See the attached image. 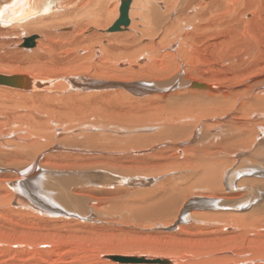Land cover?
I'll return each instance as SVG.
<instances>
[{"label":"bare ground","instance_id":"bare-ground-1","mask_svg":"<svg viewBox=\"0 0 264 264\" xmlns=\"http://www.w3.org/2000/svg\"><path fill=\"white\" fill-rule=\"evenodd\" d=\"M120 3L121 0H0V54L6 57H0V264H117L110 262L116 259V253L129 255L135 251L144 252L136 254L139 259H152L143 256L152 252L155 259L167 261L160 264L185 263L170 255L178 252L177 248L162 245L156 238L133 237L125 242L106 235L99 244H84L87 242H83L81 230H89L87 219L91 215L84 204L89 182L76 186V177L66 175L60 179L54 171L102 170L97 167L103 162L99 158H108L106 153L110 152L115 161L140 162L139 166H129L131 171L169 170L175 164L178 172L160 181H156L160 175L152 173L104 175L102 183L90 184L95 187L91 189L93 199L96 195L103 199L110 195L111 184L146 187L153 180L151 187L160 190L157 194L163 197L143 198V210L156 215V210L170 206L175 213L180 212L179 220L188 221L178 226L186 232L185 244L196 256L186 264H264V120L251 118L252 114L263 117L264 108L250 113L249 94L221 105L223 100L217 101L220 98L216 95L229 89L219 83L220 71L206 75V68L198 65L208 60L181 61L184 56L191 58L193 46H212L215 41L210 32L222 31L223 37L218 40H224V45L230 46L234 40L245 42L232 34L233 21L246 37H251L254 46L249 48L256 50L251 55L222 56L221 65L233 69L246 59H250L251 68L259 64L260 59L264 60V0H130L128 23L110 31L108 28L119 16ZM219 16L227 18L217 21ZM30 32L35 34L28 36ZM25 38H32L31 46L23 45ZM213 50L215 56L221 54ZM142 74H148L153 81H143L145 86H140L142 81L136 77ZM127 88L152 95L149 98L155 99V107L120 106L118 111L117 99L132 100L120 91ZM253 96L252 101L264 103V97ZM207 100L214 101L215 106L207 105L211 104ZM189 107H195L198 114ZM217 109L221 112L210 116L211 122L199 120L209 110ZM189 110L192 111L187 114ZM124 121L132 126H124ZM188 122L193 123L191 139L198 130L200 142L197 139V145L191 143L183 147L184 151L178 146L174 154L161 152L164 163L148 161L147 155H142L143 159L120 155L134 150L131 143H136V151H154L160 141L169 137L167 132H173L174 124L184 128ZM82 126L86 127L85 136L91 127L99 130L108 126L123 139L137 136L129 144L118 145L115 142L122 139L110 132L114 143L101 144L97 137V149L93 145L80 149L72 139L67 147L84 149L86 154L48 153L50 146L64 137L61 132L71 130L65 137L79 139L75 131ZM154 127L157 129L152 130ZM218 128L219 132L213 134ZM158 131L163 137L156 141L149 142L143 135ZM105 132L98 131L102 136ZM203 139L207 141L202 143ZM181 152L186 156L179 160ZM40 168L48 172L45 169L38 173ZM252 175L259 178L247 177ZM158 223L166 226L160 221L151 225ZM165 237L177 243L176 234Z\"/></svg>","mask_w":264,"mask_h":264},{"label":"rangeland","instance_id":"rangeland-1","mask_svg":"<svg viewBox=\"0 0 264 264\" xmlns=\"http://www.w3.org/2000/svg\"><path fill=\"white\" fill-rule=\"evenodd\" d=\"M254 11H256V9ZM226 18H227L226 16H224V17L219 16V18L217 19V21H219V20H225ZM230 26H231V29H232V32H233L232 34L235 35L236 38H241V39L245 40V42H242L241 40H239V42L237 43L236 40H234V41H231L230 42V44H231L230 46L224 45V43H223L224 40L223 41L222 40H218V37H220V36L223 37V32L222 31H218L215 34H212L210 32V34L214 37L215 43L213 45L210 44L212 46H209V45H206L205 46L204 44H199L198 46H193V47H195V49L191 53L192 54L191 55V58L189 59V56H184V57H182V60L181 61H183L184 63H188L192 59H200L201 61L203 60L205 62L208 60L207 61L208 63L206 62L207 64H205V65L199 64L198 67L200 69L206 68V70H205L206 75L213 74V72L215 70H217V71H215V73H217V72L220 71V75L218 73L219 83L227 86V88L229 89V90H223V92L221 90L222 93L220 92L221 93V94H219L220 96L218 94L216 95L217 96L216 98L217 99L220 98V99H218V100L216 99V100L217 101L223 100V104H221V105H227L230 102L233 103L234 102V99H238V96L241 97V96H245V95L249 94L250 96L248 98H250L249 101L251 103L249 104L250 107H249V110L248 111H250V113L251 112L258 111L257 113H259L261 111L260 109L261 108H264V103H256V100H254V101H252V100L254 99V96L253 95H255V96L259 97V98L260 97L261 98L264 97V87H261V86L264 85V60L263 59H260L258 61L259 64H257L258 66L257 65H254V67H253L254 69L250 67V66H253L252 63L249 62L250 59H246V62L244 63L245 65L244 64L241 65L242 67L238 65L237 66L238 68L235 67V68L232 69L229 66L221 65L222 63H220V62L222 61V56L224 57L226 55H239V54H249V55H251L252 52H254L256 50V47H254L253 49L252 48H249V47H253L254 46L253 41H252V39H251L250 36L246 37L241 32L242 30H241V26L240 25L235 26L234 22L232 21L231 24H230ZM237 28H239V31L238 32H237ZM32 33L33 32H30L27 35L30 36V35H34L35 34V33H33V34ZM23 37L24 36L21 37L19 43L22 42V38ZM219 41L222 42V44H220ZM19 43L16 46L15 45L14 46L15 47H18ZM206 43H209V42L207 41ZM14 46H12V47H14ZM211 48L215 49V51L216 50L217 51L219 50V52L221 51V54L220 55H217L216 54L218 57L215 56V54L211 52V51H214ZM28 49H31V48H28ZM203 51H205V52H203ZM209 55H211V57H209ZM7 56H9V54H7ZM0 57L1 58H6L4 56V53L3 54H0ZM20 59L21 58H19V60ZM219 66L222 67L221 68L222 70L219 68ZM224 67L226 68V70H225ZM218 68H219V70H218ZM144 75H146V76H144ZM144 75L142 74V75H139L138 77H136V80H141L142 81V82H139V83H141L140 86L143 84V81H144V83H145V81L146 82H152L153 81L152 78H150V76L148 74H144ZM209 76H211V75H209ZM139 83H138V85H139ZM142 86H145V84H143ZM99 87H101V86H99ZM99 87H98L97 90H102V89H99ZM116 90L119 91L120 89H115L114 91H116ZM122 90H120V91L123 94H127L129 97L131 96L132 100L129 99V98H124V97H122L121 99H117L116 100L117 103H116L115 107L117 106L116 109H118V111H120L119 109H121L123 106H128V107L133 108L135 105H138L140 107H149V109L155 107L154 106L155 99H150L149 97L152 96V95L149 94L150 96H148V93L147 92H144V94L137 93L132 88H130V89L127 88L126 89L127 91L124 89L123 90L124 92ZM158 91L160 92L161 90H158ZM101 92H103V91H101ZM146 94H147V96H146ZM223 95L225 96V98L221 97ZM143 97H145V98L147 97V98L144 99ZM127 101H129V102H127ZM207 101H208V103H211V104H207V105H209V106H215V104H214L215 102L214 101H211V100L210 101L207 100ZM224 102H226L227 104H225ZM120 106H122V107L119 108ZM189 108H191V107H189ZM192 108L191 109L198 114L197 109L195 107H192ZM218 109L217 110H209L210 113H208L207 115H205V117H203L204 119H201L200 118L199 120H205L206 119V120H208V122H211V120H209L208 118L210 116L212 117L214 115L219 114L221 112V110H218ZM192 110H189L187 112V114H189ZM88 114H89V112L86 115L88 116ZM251 116H253V117H251ZM251 116H250L251 118H254V117L257 118L258 117V118L264 120V115H263V117H260V115H258V114L257 115L252 114ZM88 118H90V117H88ZM212 118H210V119H212ZM227 118L229 119L230 118V115H229V117H226L225 119H227ZM214 119H216V118H214ZM89 121H93V120L90 119ZM125 124H129V122L124 121L123 125L126 126ZM188 124H190V125H188ZM174 125L176 126L175 129L176 128L177 129L180 128V130H178V132H180L179 134H181V136L182 135H184V136L181 137L180 135H178V132H175L177 130L174 129L173 132H171V133H170V131L167 132V135L169 137H165V141H160V143L156 146L157 149L154 150L155 152L154 151H150L149 152L150 149H147L148 152L146 150L145 151H136L137 148L134 147V146H136V143H131L130 144L131 149H134L135 151L128 149V151H126V153L123 152V153H120V155L125 154V155H122V156H128V157L129 156L130 157H134L135 156V157H137L139 159H143L142 155H144V156L147 155L148 157H147L146 160H148V161L149 160H152V161L157 160L158 163H160V162L161 163H164L166 161V159L163 158L160 155L161 152H163V154H165V151H167L169 153H172L173 152L172 154H174L175 152L177 153L179 149L184 151V148H186V146H189L191 143H194L195 145H197V143H195V142H197L196 141L197 139L200 142L199 137H201L202 135L200 136V133L198 132V130H196L197 132H195L196 133V135L194 136L195 139L194 140L191 139V135H190L189 130L191 128H193V123L188 122L187 123V126H185L184 128L181 127L180 124H174ZM177 125H179V127ZM130 126H132V124ZM84 127L85 126H82V127L79 128V130L76 129V131H75L76 134L78 133L77 135H78V138L79 139H77V136H76V138L74 137L75 139L74 138L65 137L67 135L66 134L67 131H71V130H67L65 133H64V131L63 132L60 131L61 132L60 134H64V137H61L62 140L59 139L58 141H55V143L53 144V146L52 145L50 146L48 153H53V154L54 153H57L60 156H63L65 154H70V153H83V154H86L85 153L86 151H84V149L83 150H78V149L75 148V146H71L69 148L67 147V144H69V142L72 141V139H73L74 143H77V147H80V149L82 147H89L90 145H93V148L96 147V146H98V144L100 146V142L101 141H102L101 144H103L104 141H106L105 142L106 144H109V143L112 144V143H114L113 142V139L114 138H112L111 136H115V133H114L115 130L112 128V126H108V127H104L103 129L102 128L99 129V130H102L104 132L106 130V132H105L106 134H104L103 136L100 135L101 133H98L99 130L96 129L95 127H91L90 131L87 132L89 135L85 136V133H83V131H84L83 128ZM155 129H157V128L154 127L152 130H155ZM181 129H182V131L184 129L183 132H185L186 134H183L182 131H181ZM159 130L162 131L163 130L162 127ZM204 130H205V132H207V129L206 128H204ZM219 130H220V128L216 129V131H213L212 133L213 134H216V133L219 132ZM160 131L154 132V133H145V134L139 133V134L140 135H142V134L145 135V138H147L149 142H152V141L159 140L160 138L163 137V135H161V132ZM75 132H73L72 135H74ZM92 132H94V133H92ZM110 132H112L110 134L111 136L108 134ZM208 133H210V132H208ZM82 134H83V136H82ZM147 135H149V136H147ZM14 136L15 135H13L12 138ZM95 136H96V139H94ZM131 136L132 135L129 136V139H127V138H124L123 139L122 138V135H119V136L117 135V136H115V138H120V139H122V141L121 142L118 141V142H115V143L116 144L118 143V145H120V144L121 145L122 144H124V145L125 144H129L128 141H130V142L133 141L136 138L137 135L135 134V137H131ZM179 136H180V138H179ZM97 137L100 138V142H99V139H97ZM125 137H127V136H125ZM184 137H185V139H187L188 137H190V138L187 139V140H185ZM90 138H92V139L90 140ZM149 138H151V139H149ZM138 139H139V137H138ZM178 139H179V141H178ZM94 140L95 141H98L97 142L98 144L96 142H94ZM203 141H202V143H205L207 140L206 139L205 140L203 139ZM122 142H125V143H122ZM65 143H66V145H65ZM173 143H174V145H173ZM164 144H166L167 146L164 145ZM83 145H86V146H83ZM174 148L175 149H178L179 148V149L178 150H175ZM96 149H97V147H96ZM151 150H153V149H151ZM75 151H77V152H75ZM95 151H99V150H95ZM144 152H146V153H144ZM61 153H63V154L61 155ZM88 153H90V152H88ZM106 154H108V156L109 155L111 156L113 153L110 152V154L109 153H106ZM117 154H119V153H117ZM42 155L43 154H41L38 159H41L42 158ZM92 155H94V154H92ZM132 155H134V156H132ZM183 155L186 156V154H183L181 152L179 154L178 159L180 160L183 157ZM110 156L108 158H106V159L99 158L100 161H103V162L102 163H98V164L96 163L97 164V167L103 168L102 170H99L97 168H95V169H79V168H75V169H71V170H68L67 169V170H64V171H62V170H56V171H54L56 173L55 175H57L56 177L57 178H60V179L62 177H64V176H66V175L67 176L70 175V176L76 177V181H75L76 186H82V185H80V184H82L81 182H85V181H88L89 182V188H88V192H87L88 195H87V197L84 195L85 196L84 197V200L86 198L84 204H85V209L88 212H90L91 215H90V218L87 219L88 220L87 223L90 222L89 223L90 224L89 225L90 227L87 228L89 230H86V229H83L84 231L81 230L82 232H84L82 234L83 237H84V241L83 242H87V243H84V244L87 245V246H89V245L91 246V244L89 242H97V244H99V243L102 242L103 237L106 236V235L107 236L110 235L109 237L114 236L115 238H118L120 240H124L125 242L128 241V240L130 241V239L133 238V237H135V238H141V239H142V237H143V239H153V238L155 239L156 238V240L157 241L159 240L162 245H165V246L168 245L170 247L172 246V247H174V249L177 248L179 251L178 252L176 251V253H171L170 255H172V256L174 255L178 259L180 258L179 260H181V262H183V263L185 262L184 264L189 263L192 260V258L195 259V257H196V256H194L195 253L193 252V250L191 251L190 248H189V246L187 245L188 244L187 243L188 240L187 241L184 240L187 237L186 232L184 230H182V232H181V229L178 227L180 224L186 225L188 223V221L179 220L180 212L175 213L174 209L172 207H170V206H166L165 208H163L161 210H156L157 211V214L156 215L153 212L151 214V212L147 211L146 209L143 210V206L142 205L144 203L143 204L141 203L143 198H147L148 199L151 196V197H155V198H157L159 200L161 197H163V194H161V195L157 194V193L160 192V190H156V188H154V186L151 187V184L153 183L152 182L153 180L150 183L146 184L147 185L146 187H133L132 188V187H129V186H124L125 184H123L121 186L120 185L111 184V187L110 186H106L105 187V188H109L110 187L109 188L110 191L112 190L111 191V194L108 195L107 197H105L104 199L102 198V195H96L98 197H96L94 199L91 197L92 195H95V193L91 190V189H94L95 187H91L90 184H97L99 182L102 183L103 182V179H104L103 178L104 175H106L107 177H110V174H112V175H117V174H120V175H128V174L129 175H135L136 174L137 175V174H148V173L151 174L152 173L151 175H160V177H158L156 179V181L157 180L160 181V180H165V179H168L169 177H173V176L177 175V172L178 171L175 170L176 169V165L175 164L170 165L171 167H170L169 170H168V168H169L168 167V168H165V169H162V170H152V169L151 170H145V169H143V170L142 169L141 170H139V169L133 170L132 169V171H131V169H129V168L130 167H134L135 165L136 166H139V163L140 162H137V164H136V163H133L132 160H128V161L126 160V161H124V159H121L120 161H115ZM163 156H165V155H163ZM143 164H146V163L144 162ZM122 165H123V167H121ZM148 165L149 164H147V166ZM262 165H264V162L262 163ZM144 166H146V165H144ZM104 167H106L107 171H106V169ZM45 169H47V168H45ZM45 169L40 168L39 169L40 171L38 173L43 172V171H46ZM109 169H110V171H109ZM47 172H48V169H47ZM112 172L113 173L115 172V173L113 174ZM172 173H175V174H172ZM89 174H90V176H89ZM99 174H101V175H99ZM30 175H32L31 172H30ZM84 177H86V178H84ZM247 177L248 178H259V176L257 177V176H253V175L252 176H247ZM79 178H80V180H79ZM78 181H79V183H78ZM188 181H189V178L187 179V181L184 184L185 185L188 184ZM100 185H102V184H100ZM191 185L189 187L190 190H192V186ZM168 189L171 190L172 187H168ZM168 189L166 188V191H169ZM148 193L151 194V195H148ZM88 196H90L89 199H88ZM102 199H103V201H101ZM89 200H90V202H88ZM148 202H150V201H148ZM91 203H93V204H91ZM263 203H264V201H263ZM193 204L194 203H192L191 205H193ZM88 206L90 207L89 208L90 211L87 208ZM99 208H100V210H99ZM207 211H212V210H207ZM198 212H204V211L202 210V211H198ZM150 214H151V216H150ZM165 214H167V215H165ZM176 216H178V217H176ZM174 218H175V220H174ZM154 221H157V222L160 221L161 223L164 224V226L165 225L166 226L163 227L159 223H158V225H155V226L154 225H151L152 222H154ZM92 230H93L94 233L93 232H88V231H92ZM167 234H173V235L176 234V236H177V240H176L177 243L168 242L169 240L165 237ZM100 235H101V237H100ZM85 236L87 237V239H86ZM91 236H93V237L91 238ZM182 237H184V238L183 239H180ZM69 239H76V238L69 237ZM185 241H186L187 244H185ZM119 253H120V255H118ZM119 253L118 254L116 253V255L117 256H120L122 259H115V260L114 259L113 260L110 259V262L112 261V262L117 263V264H129V263L130 264H146V263L147 264H150L149 262L123 261V260H127L128 257H139L136 254H141V253H144V252H140V251H137L136 252L135 251V253H131L129 255L128 254H125V253H124L125 254L124 255L123 252H119ZM166 253L168 254L169 252H166ZM147 254L149 256L148 255H143V256H146L148 258H153L155 256V253H153V255H151L152 252H147ZM177 254L179 255V257H178ZM120 260H122V261H120ZM156 264H160V263H156Z\"/></svg>","mask_w":264,"mask_h":264},{"label":"water","instance_id":"water-1","mask_svg":"<svg viewBox=\"0 0 264 264\" xmlns=\"http://www.w3.org/2000/svg\"><path fill=\"white\" fill-rule=\"evenodd\" d=\"M130 3V0H121L120 8H119V16L114 21V23L108 28V30H117L120 28L121 24L128 23V17H127V9L128 5ZM32 44V38H25L23 41L24 46H31ZM116 259H120V256L114 257ZM122 261V260H120ZM123 261H135V262H157V263H166L167 261H162L161 259H146V258H137V257H128L127 260Z\"/></svg>","mask_w":264,"mask_h":264}]
</instances>
